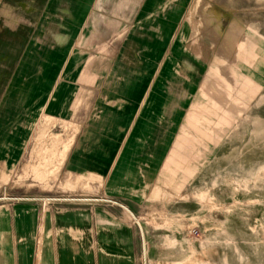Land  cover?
I'll use <instances>...</instances> for the list:
<instances>
[{"label": "rangeland", "instance_id": "374dc122", "mask_svg": "<svg viewBox=\"0 0 264 264\" xmlns=\"http://www.w3.org/2000/svg\"><path fill=\"white\" fill-rule=\"evenodd\" d=\"M78 30L82 65L104 69L95 119L120 120L125 101L160 119L128 203L141 264H264V0H0V80L36 102L79 42L54 37ZM25 106L40 105L18 118ZM43 125L32 143L52 169L75 136Z\"/></svg>", "mask_w": 264, "mask_h": 264}, {"label": "crops", "instance_id": "0c3cea01", "mask_svg": "<svg viewBox=\"0 0 264 264\" xmlns=\"http://www.w3.org/2000/svg\"><path fill=\"white\" fill-rule=\"evenodd\" d=\"M74 20L81 24L80 11ZM84 32L54 37L79 42L55 69L60 76L51 90L36 102L33 95L23 101L13 95L14 79L0 80V264H141L145 242L137 237L128 203L139 204L130 193L133 178L153 161L146 158L150 147L142 134L156 129L160 119L156 111L149 116L155 110L150 103L135 119L138 101H125L118 121L95 119L99 107L92 91L104 69L82 65L80 40L89 38ZM7 82L9 91L1 94ZM42 84L49 89L50 78ZM19 102L40 106L36 113L25 106L18 118ZM49 119L75 136L69 147H54L52 169L47 147L32 143Z\"/></svg>", "mask_w": 264, "mask_h": 264}]
</instances>
